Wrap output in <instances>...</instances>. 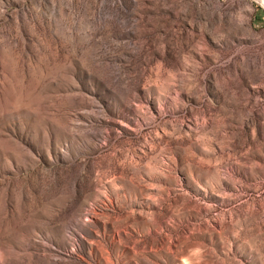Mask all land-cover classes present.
Returning <instances> with one entry per match:
<instances>
[{
    "label": "rangeland",
    "instance_id": "obj_1",
    "mask_svg": "<svg viewBox=\"0 0 264 264\" xmlns=\"http://www.w3.org/2000/svg\"><path fill=\"white\" fill-rule=\"evenodd\" d=\"M0 264H264L263 0H0Z\"/></svg>",
    "mask_w": 264,
    "mask_h": 264
},
{
    "label": "bare ground",
    "instance_id": "obj_2",
    "mask_svg": "<svg viewBox=\"0 0 264 264\" xmlns=\"http://www.w3.org/2000/svg\"><path fill=\"white\" fill-rule=\"evenodd\" d=\"M263 3H264V0H263Z\"/></svg>",
    "mask_w": 264,
    "mask_h": 264
}]
</instances>
